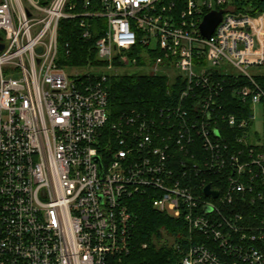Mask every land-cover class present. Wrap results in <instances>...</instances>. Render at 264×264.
<instances>
[{"label": "built area", "instance_id": "1", "mask_svg": "<svg viewBox=\"0 0 264 264\" xmlns=\"http://www.w3.org/2000/svg\"><path fill=\"white\" fill-rule=\"evenodd\" d=\"M65 2L0 0V264L127 254L135 195L183 220L180 264H264V85L247 70L264 65V12L236 0H100L95 13ZM89 15L106 19L95 45L110 72L68 73L58 21L81 17L89 37ZM125 66L168 76L173 93L152 115L108 124V76Z\"/></svg>", "mask_w": 264, "mask_h": 264}, {"label": "trees", "instance_id": "2", "mask_svg": "<svg viewBox=\"0 0 264 264\" xmlns=\"http://www.w3.org/2000/svg\"><path fill=\"white\" fill-rule=\"evenodd\" d=\"M51 0H39L46 5ZM66 0L64 9L74 4L73 12L84 8L89 13L100 9V0ZM237 9L252 15L264 12V0H236ZM81 17L61 18L57 27V57L59 66L66 69L104 68L107 60L98 56L96 41L106 28V19L101 16L84 17L89 37H83ZM68 47H65V44ZM118 65L116 60L113 61ZM264 85V75L255 77ZM168 76L161 74H128L111 72L108 76V124L122 113L136 109L152 115L167 101L166 91L173 93ZM228 93V92H227ZM228 96L229 93H228ZM107 124V125H108ZM105 131H107V126ZM129 209L135 217L134 228L129 239V252L122 256L112 255L105 264H180L181 252L175 243H184L188 231L181 218L158 211L152 206L148 195H135L128 199Z\"/></svg>", "mask_w": 264, "mask_h": 264}, {"label": "rangeland", "instance_id": "3", "mask_svg": "<svg viewBox=\"0 0 264 264\" xmlns=\"http://www.w3.org/2000/svg\"><path fill=\"white\" fill-rule=\"evenodd\" d=\"M68 73H72L74 71H79V72H85L86 70L89 71H94V72H100L102 70H106L104 68H91V69H67ZM114 72H118V73H128V74H141V73H152L153 71L151 70V68L147 67H141V66H125V67H114L112 69ZM247 70L250 73H253L255 75H264V65L262 66H250L247 68ZM107 72H110L108 70H106ZM111 71V72H113ZM169 75H173V73H169ZM255 114H256V120H255V124L253 125V129L255 128H259L260 127V119H261V112L259 111V109L255 110Z\"/></svg>", "mask_w": 264, "mask_h": 264}, {"label": "water", "instance_id": "4", "mask_svg": "<svg viewBox=\"0 0 264 264\" xmlns=\"http://www.w3.org/2000/svg\"><path fill=\"white\" fill-rule=\"evenodd\" d=\"M221 15H222V10H217V11L213 10L206 13L203 16L202 21L199 25V29L202 36L208 38L212 34L214 28L221 20ZM40 50H41L40 48H37L38 52H40ZM95 160L98 161V157H95ZM203 190L206 195L212 194L213 196H216L218 193L217 190L210 189V184H207Z\"/></svg>", "mask_w": 264, "mask_h": 264}]
</instances>
